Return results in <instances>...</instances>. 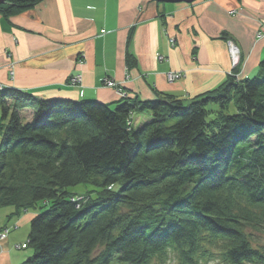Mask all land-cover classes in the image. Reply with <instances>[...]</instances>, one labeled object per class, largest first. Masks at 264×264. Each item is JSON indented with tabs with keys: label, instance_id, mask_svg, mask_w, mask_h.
<instances>
[{
	"label": "trees",
	"instance_id": "1",
	"mask_svg": "<svg viewBox=\"0 0 264 264\" xmlns=\"http://www.w3.org/2000/svg\"><path fill=\"white\" fill-rule=\"evenodd\" d=\"M40 1L6 0L0 15ZM258 68L187 99L0 90V208L35 209L22 264H264V59ZM80 185L90 196L75 197Z\"/></svg>",
	"mask_w": 264,
	"mask_h": 264
},
{
	"label": "crops",
	"instance_id": "2",
	"mask_svg": "<svg viewBox=\"0 0 264 264\" xmlns=\"http://www.w3.org/2000/svg\"><path fill=\"white\" fill-rule=\"evenodd\" d=\"M263 26L264 0H42L12 17L0 15V86L36 99L112 104L120 98L103 86L112 79L130 98H192L227 78V38L243 60L238 78L259 74L264 38L256 34ZM169 72L183 76L168 83ZM71 75L82 76V88L67 85ZM11 213L0 208V231L10 229L0 241V264H22L33 253L15 247L26 244L35 214Z\"/></svg>",
	"mask_w": 264,
	"mask_h": 264
},
{
	"label": "rangeland",
	"instance_id": "3",
	"mask_svg": "<svg viewBox=\"0 0 264 264\" xmlns=\"http://www.w3.org/2000/svg\"><path fill=\"white\" fill-rule=\"evenodd\" d=\"M232 13V12H231ZM259 32V31H258ZM258 32H257V34H258ZM258 39V38H257ZM169 40V39H168ZM228 43H232V45L235 47V48H237L236 47V45H235V43L231 40V39H228L227 38V40H226V47L228 48V54H229V59H230V70L228 71V73L226 74L227 75V77L228 76H232V74H234L235 76H236V78L237 79H239L238 78V75H239V73H237L236 74V71L238 70V72L240 71V68L242 67V65H243V60H242V58H240V52H239V48H237V50H238V52H236V53H234L233 55L230 53V48H229V45H228ZM174 45H175V43H174ZM174 45H171V44H169V46L170 47H174ZM175 73H180V72H169V73H167L166 74V80H167V82L168 83H173V82H175V81H169V79H170V76H171V74H175ZM11 74V76L13 75L12 73H10ZM181 75H182V73H181ZM75 76V75H74ZM74 76L73 75H71L70 77H69V79H68V82H67V85L68 86H72V87H75V85H73V84H71V80L74 78ZM78 76H80V75H78ZM182 77H180L179 79H181ZM81 80H82V76H81ZM105 80V79H104ZM108 81H113L112 79L111 80H109V79H107ZM175 80H178V79H175ZM114 82V81H113ZM81 83H82V81H81ZM103 86H104V81H103ZM106 87V86H105ZM81 88H82V86H81ZM108 88V87H107ZM112 88V87H111ZM110 88V89H111ZM112 89H114L116 92H118V90H121V88L118 86L117 88L115 87V88H112ZM0 90H3V87H1L0 86ZM122 91V93H123V95L121 96H119L118 94V96H119V98L120 99H123L124 97H127L128 95H126V93L125 92H123V90H121ZM30 94V93H29ZM212 108H214V109H216V106H214V105H212L211 106ZM30 116H31V113L30 112H25L24 113V115H23V118L25 119V121L26 120H29L30 119ZM0 121H1V112H0ZM138 121V120H137ZM139 121H142V119H139ZM0 124H4V121H2V122H0ZM1 134V133H0ZM91 188L90 187H88V186H83V185H80V186H78V187H75V188H73V190L72 191H74L75 192V197H80V198H84V196H90V195H88V194H90V193H88L87 191L88 190H90ZM24 212H29L30 214H31V212L32 213H34L35 214V209H33V208H31L30 210H28V211H24ZM24 212H22V213H24ZM10 232V229L9 228H1V231H0V241H3L6 237H7V234ZM2 234H4L5 236H4V238H2L1 237V235ZM260 238L259 239H261L262 240V243H264V236H259ZM29 240V239H28ZM27 240V242H26V244H22V246H16L15 248L17 249V250H22V248H27L28 247V243H29V241ZM29 248V247H28ZM166 264H177V262L175 261V260H173V257L170 259V262H167ZM211 264H217V263H211Z\"/></svg>",
	"mask_w": 264,
	"mask_h": 264
},
{
	"label": "built area",
	"instance_id": "4",
	"mask_svg": "<svg viewBox=\"0 0 264 264\" xmlns=\"http://www.w3.org/2000/svg\"><path fill=\"white\" fill-rule=\"evenodd\" d=\"M257 38L259 39H263L264 38V26L261 27V29H259L258 34H256ZM174 39H169V44L174 45ZM229 48H230V53L233 55L234 53L238 52L237 48H235L232 43H228ZM181 77V73H175V74H171L169 81H175V79H179ZM81 76L75 75L74 78L71 80V84L75 85V87H81ZM104 86L108 87V88H117L118 85L113 82V81H108L107 79L104 80ZM117 94L120 96L123 95L121 90H118ZM4 234L1 235L2 238H4Z\"/></svg>",
	"mask_w": 264,
	"mask_h": 264
},
{
	"label": "water",
	"instance_id": "5",
	"mask_svg": "<svg viewBox=\"0 0 264 264\" xmlns=\"http://www.w3.org/2000/svg\"><path fill=\"white\" fill-rule=\"evenodd\" d=\"M5 1L6 0H0V6ZM154 1L159 2V3L163 2V3L172 4V3H183V2H185V3H193V1H195V0H154Z\"/></svg>",
	"mask_w": 264,
	"mask_h": 264
},
{
	"label": "bare ground",
	"instance_id": "6",
	"mask_svg": "<svg viewBox=\"0 0 264 264\" xmlns=\"http://www.w3.org/2000/svg\"><path fill=\"white\" fill-rule=\"evenodd\" d=\"M174 43H175V41H174ZM183 75H181V77H182Z\"/></svg>",
	"mask_w": 264,
	"mask_h": 264
}]
</instances>
